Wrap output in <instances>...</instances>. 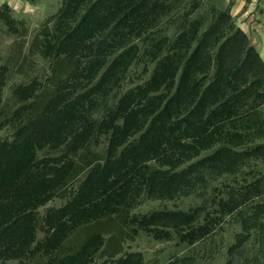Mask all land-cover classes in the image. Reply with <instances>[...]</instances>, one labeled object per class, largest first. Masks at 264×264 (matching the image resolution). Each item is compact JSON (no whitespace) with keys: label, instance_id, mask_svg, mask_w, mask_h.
I'll return each mask as SVG.
<instances>
[{"label":"trees","instance_id":"1","mask_svg":"<svg viewBox=\"0 0 264 264\" xmlns=\"http://www.w3.org/2000/svg\"><path fill=\"white\" fill-rule=\"evenodd\" d=\"M187 2L189 17L205 5L211 22L189 18L172 40L160 36L168 5ZM7 10L0 7V23L16 33ZM31 51L49 59L51 75L44 91L38 79L13 88V135L0 138V264H145L140 252H124L127 240L142 231L169 238L164 228L185 225L181 239L210 246L189 262L166 264H196L214 257V235L228 217L239 230L226 264H264V171L252 164L264 165V60L231 8L207 0H63ZM140 52L154 65L151 78L109 105ZM12 73L1 68L0 95ZM103 136L105 151L92 149ZM45 149L65 153L41 157ZM200 183L205 198L189 212H133L145 198ZM55 198L64 203L42 215Z\"/></svg>","mask_w":264,"mask_h":264},{"label":"rangeland","instance_id":"2","mask_svg":"<svg viewBox=\"0 0 264 264\" xmlns=\"http://www.w3.org/2000/svg\"><path fill=\"white\" fill-rule=\"evenodd\" d=\"M189 1V0H188ZM7 3L10 10H7L16 23V33L11 32L9 28L0 23V70L8 64L13 73L4 87L0 95V138L11 139L13 135V127L9 121L8 115L16 110L18 106L13 98V88L16 85L28 84L31 81L38 79L42 82L40 92L48 87V77L51 75V65L48 58L43 57L40 53H32L31 46L42 30L44 23L58 13L62 7L63 0H0V7ZM189 2L182 3L179 7L171 6L165 10V15L161 19L158 27V34L166 36L167 39L172 40L184 27H189L190 22L195 18H204V27L212 20V13L208 7L201 6L189 17ZM56 22H51V28L55 27ZM162 27V28H161ZM24 34V35H23ZM159 36V37H160ZM21 50V52H20ZM20 52V55H19ZM27 59L26 65L22 72L18 70V66ZM154 69V65L149 62L147 55L140 52L136 60L129 67L126 75L116 86L114 92L111 94L109 105L114 104L115 98L120 94L125 93L132 87L148 81ZM4 112V113H3ZM264 112V110H263ZM7 114V115H4ZM2 116V117H1ZM8 120V121H7ZM107 147V140L105 136L101 137L99 144L92 146V149L98 152L105 151ZM65 153L61 150L45 149L40 152L41 157L52 156L60 157ZM191 164L190 161L182 164L173 170V173L181 171ZM253 166L258 167L264 171V165L261 161H252ZM169 170V167H165ZM222 179L214 181L213 185L220 183ZM203 183L196 188H188L180 190L179 193L167 198H145L142 203L137 205L134 213L148 214L156 210H171L189 212L192 207L201 205L205 196H203ZM212 187L208 189L206 197L211 194ZM64 203L60 198H55L46 207L40 209L43 215L48 207H59ZM169 232L168 238H157L155 235L146 232H140L133 240H127L124 244V252H140L144 257L145 264H166L172 258L185 257L201 253L204 255L205 246H210V240L202 241L197 244H189L188 240L181 239V234L189 233V225H185L176 229L174 227L164 228ZM239 230L238 226L229 217L226 218L223 230L221 233L214 235V239L218 241L219 247L213 258L198 257L196 264H226L229 258L228 247L234 243L235 233ZM45 237V233L40 230L38 233L39 240ZM100 263L102 260H98Z\"/></svg>","mask_w":264,"mask_h":264},{"label":"crops","instance_id":"3","mask_svg":"<svg viewBox=\"0 0 264 264\" xmlns=\"http://www.w3.org/2000/svg\"><path fill=\"white\" fill-rule=\"evenodd\" d=\"M221 10L231 8L238 26L264 60V0H207Z\"/></svg>","mask_w":264,"mask_h":264}]
</instances>
